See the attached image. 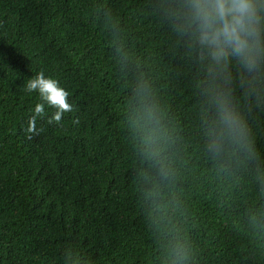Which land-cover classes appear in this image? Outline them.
I'll use <instances>...</instances> for the list:
<instances>
[{"label": "trees", "instance_id": "obj_1", "mask_svg": "<svg viewBox=\"0 0 264 264\" xmlns=\"http://www.w3.org/2000/svg\"><path fill=\"white\" fill-rule=\"evenodd\" d=\"M182 2L0 0V264H264V80L223 125Z\"/></svg>", "mask_w": 264, "mask_h": 264}, {"label": "clouds", "instance_id": "obj_2", "mask_svg": "<svg viewBox=\"0 0 264 264\" xmlns=\"http://www.w3.org/2000/svg\"><path fill=\"white\" fill-rule=\"evenodd\" d=\"M177 15L182 17L177 32L186 37L188 51L206 61V78L215 85L218 119L229 128L243 127L231 104L232 84L239 80L244 95L251 97L264 80V0H183ZM25 87L29 93L38 92L44 102L35 105L27 134H38L36 120L45 116V103L56 109L48 118L50 124L60 123L64 113L73 110L69 93L43 72Z\"/></svg>", "mask_w": 264, "mask_h": 264}]
</instances>
